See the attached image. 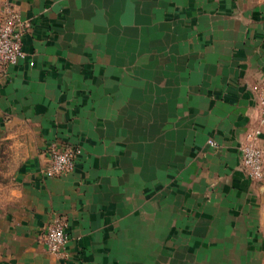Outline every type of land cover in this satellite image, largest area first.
<instances>
[{"label":"crops","instance_id":"crops-1","mask_svg":"<svg viewBox=\"0 0 264 264\" xmlns=\"http://www.w3.org/2000/svg\"><path fill=\"white\" fill-rule=\"evenodd\" d=\"M7 1L24 23V56L0 76V135L22 152L0 211L10 260L264 264V174L238 159L264 84V0ZM51 142L79 152L50 177ZM57 218L66 263L39 241Z\"/></svg>","mask_w":264,"mask_h":264},{"label":"built area","instance_id":"built-area-1","mask_svg":"<svg viewBox=\"0 0 264 264\" xmlns=\"http://www.w3.org/2000/svg\"><path fill=\"white\" fill-rule=\"evenodd\" d=\"M24 23L12 3L2 0L0 3V76H3L7 67L16 63L24 56L21 48V35ZM258 114L254 125L249 127L242 142L238 146V159L246 174L259 180L264 174V156L260 144L264 135V84L259 87L256 98ZM207 142L215 144L212 139ZM79 152L75 145L51 142L45 148L46 164L42 172L46 176H59L70 171ZM68 234L64 229L62 219H54L46 224L39 234V241L47 252L53 254L61 263H66L71 254L67 248Z\"/></svg>","mask_w":264,"mask_h":264},{"label":"rangeland","instance_id":"rangeland-1","mask_svg":"<svg viewBox=\"0 0 264 264\" xmlns=\"http://www.w3.org/2000/svg\"><path fill=\"white\" fill-rule=\"evenodd\" d=\"M21 156V145L18 144L16 138L0 135V211H3V208L7 206L9 197L14 190L12 171ZM8 253V251L2 250L0 245V264H16L10 260Z\"/></svg>","mask_w":264,"mask_h":264}]
</instances>
